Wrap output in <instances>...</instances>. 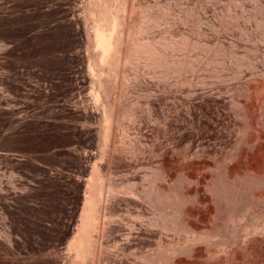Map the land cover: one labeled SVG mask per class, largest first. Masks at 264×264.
<instances>
[{"label": "rangeland", "instance_id": "374dc122", "mask_svg": "<svg viewBox=\"0 0 264 264\" xmlns=\"http://www.w3.org/2000/svg\"><path fill=\"white\" fill-rule=\"evenodd\" d=\"M181 1V7H176L175 0H159L170 15L185 13L194 5L196 37L205 46L197 51L199 85L195 100L199 118L194 129L196 143L192 147L202 166L198 163L195 182L189 184L181 180V188L185 193L190 192V196L196 188L201 194L197 192L196 198L188 204L195 213L190 220L201 229L198 228L197 233L204 234L208 228L215 227L219 231L216 240L226 241L232 238L235 227L242 244L237 249L236 260V254H231L232 257L231 252L220 250L216 243H197L194 248L207 247L206 254L209 249L219 252L214 257L205 254L203 258H197L195 251H192L194 254L181 252L173 262L234 264L235 260L237 264H263L264 231L253 235L241 229L252 212H264V202L254 201L248 220L246 217L245 222L241 219L233 224L227 220L233 207L220 199L213 186L220 183L221 173L226 171L230 177L229 166L234 163L230 161L232 154L242 146V149L254 148L256 143L248 141L256 135L255 123L264 130V105L259 101L264 84V0ZM88 2L0 0V21L20 18L17 23L13 19L12 25L10 20L9 24L4 21L5 25L0 22V227L11 237L0 239L3 254L0 264H78L68 243L69 234L80 217L85 180L95 163L104 168L108 166V160L100 154L99 113L86 108L91 96L84 86L89 73L83 59L82 35L76 30V24H69L67 19L74 12L84 14ZM175 24L170 27L174 33L187 32L190 28L189 20ZM139 88L143 92L147 85ZM86 114L90 116V123L85 120ZM129 125L132 123L127 119L119 127V145H126L130 139L146 148L153 144V127L144 126L143 136ZM176 130L184 136L191 131L185 121ZM137 138H141L140 141ZM164 142L167 145L171 140ZM172 144L169 143L171 150L180 156L189 148L185 137L177 149ZM126 156L118 155L111 163L118 193L107 200L109 219L102 238L103 264H148L144 257L156 252L160 240L184 243L190 235L184 228L179 231L162 228L158 209L143 193L156 170L153 163L160 157L156 154L147 159V153ZM186 160L182 156L179 163L185 166L189 162ZM171 181L175 182V177L164 185ZM129 190L138 192V199L131 197ZM260 193L264 194V183L250 185L242 197L252 199V194ZM244 201L235 207L237 214L243 213ZM225 216L227 219H223ZM247 243L250 248L245 247ZM252 245L259 251L249 250Z\"/></svg>", "mask_w": 264, "mask_h": 264}, {"label": "bare ground", "instance_id": "6f19581e", "mask_svg": "<svg viewBox=\"0 0 264 264\" xmlns=\"http://www.w3.org/2000/svg\"><path fill=\"white\" fill-rule=\"evenodd\" d=\"M88 1L89 2L85 5L84 14L75 13L73 11L74 13L72 16L67 19L71 22L69 24H76V30L79 35H82L81 42L83 47H81L85 50L83 59L86 61V68L89 73L87 81L84 82V86L86 89L90 90L91 96V100L89 98L90 102L86 105V108H88L90 112L99 113L98 116L100 120L97 122L101 121L102 124L99 136L97 134L98 141L102 146L100 154L103 158L108 160V166L104 168L95 163L85 180V194L83 195L82 206L80 208V217L78 218L76 227L69 234L70 240L68 244L72 251L71 253H73L78 264H103L102 255L105 246H103L102 238L107 219H109L107 200L110 196L118 193L116 183L112 176L111 163L118 155L133 156L135 154L144 155L147 153V159L151 155L156 154L160 157L159 161L153 163L156 166V170L151 174L150 180L147 183V188L143 190V193L147 197V201L158 209L159 218L163 226L162 228L177 231L184 228L190 235L188 234L184 243L178 242L179 240H172L166 243L160 240L156 252L149 257H144L145 262H148V264H174V259L181 252L186 253L187 251V253L195 251L197 256L199 255L195 257L199 258L201 256V258H203V255L208 252H204V250L207 249L206 246L212 243L219 245V249L221 248L220 250L231 252L230 255L233 254L235 256L236 254V258L234 259H238L237 249L241 246L240 244H242L239 240L240 238L238 239L240 236L239 230L234 227L232 238L226 241L216 240L215 237L219 234V231L215 227L208 228L206 233L203 232L204 234L197 233L199 227L194 221L190 220V216L195 213L188 204L197 195V192L199 194V191H197V188L194 190L190 187L189 190L193 189L195 192L192 194V197L190 196V192L188 194L182 190L180 184L181 180L185 182L188 181L189 184L192 181L195 182V178H197V167L201 165V163L197 161V154L192 147L194 146L193 144L196 143V130L194 132V129H196L195 127L198 124L197 118H199L197 117L198 106L195 100L199 85V80L196 75L199 57L197 51L200 46H205L202 45L196 37L197 31L195 25L197 20L195 6H190L185 13L170 15L169 10L162 6L159 0H153L151 2H144V0ZM181 2V0H175L174 5H176V7H181ZM13 19L14 18L11 20L8 19L11 21H9L11 25ZM17 19L18 20L14 19V22L19 21L20 18ZM185 20H189L190 22V28L187 32L174 33L171 30L170 27L173 26L174 23H184ZM5 22L3 23L4 25ZM13 25H15V23ZM144 84L147 85V89L143 88L144 91L142 92L139 87ZM256 88L258 89V87ZM157 90L159 93H156ZM261 90L262 93H260L262 94V98L259 101L264 105V84ZM145 105L146 108H144ZM82 108L84 109V107ZM259 108L262 109V107ZM127 119L132 123L129 127L133 126L132 128H136V131L141 135H143V127L146 125L148 128L153 127V129H155L154 142L151 146L147 145V148L141 145L139 146L137 141L132 139L128 140L125 143L126 145H119L118 137L120 135L118 134V130H121L119 127L123 125ZM85 120L88 123L91 122L88 114L85 115ZM184 121L191 129L185 136L182 133L178 134L176 130ZM93 123L95 124V122ZM256 124L258 125L256 122L255 126H253V129L256 130V135L254 134V139L251 138L248 141L250 144L256 143L254 148L246 147L242 149V146L240 150L232 154L230 156V161L234 163H231L232 166L228 163V165H230V169L228 170L230 177L225 171L220 174L218 179L220 183L218 185L212 183L214 184V191H217L220 199L226 203V205H229L231 208L233 207L230 214L228 213V219L226 216L223 218L233 224L241 219L244 220L246 217L248 220V212L252 210L254 201L264 202V194L261 193L252 194V199L249 197L250 200H245L242 197L243 192L247 191L250 185L264 183V130L258 128ZM183 137H185L189 143V148H187L186 152L182 155L184 160L187 159V162L189 160L188 164L185 166L179 163L180 157L182 156L174 153V149L171 150L170 147L171 143H173L172 145L175 146L173 148H176V146L181 143ZM139 139L137 138V140ZM166 139L168 141L169 139L171 140V142H169L170 145L169 143L167 144L168 147L165 144L166 142H164ZM253 149L255 151H252ZM217 174L219 175V173ZM174 177L175 182L171 181L172 183H169V185H164L165 182H170ZM191 186H193V184ZM128 193L131 197L138 199V192L129 190ZM213 196L215 197L216 195ZM243 201L242 207L244 211L243 213L237 214L238 212L236 213L235 207ZM201 202H203V199ZM205 205L208 206L209 204ZM231 223L229 226H232ZM241 230H243L245 234L252 233L253 235L263 232L264 212H252L249 215V221L243 224ZM3 237L11 239L10 235L5 234L0 227V239ZM244 242L246 243L245 239L243 240V243ZM1 243L0 241V245ZM197 243L207 244L205 246L206 249H195L194 246H196ZM235 244L238 246H235ZM233 245L235 248H233ZM248 245L249 243H247L245 247L250 248ZM252 249L253 245L249 250ZM254 249L259 251L255 247ZM249 250L247 251L250 252ZM216 252L219 251L209 249V253L206 254V256L209 257V255L213 254L212 256L214 257V255H217ZM250 254H252V251ZM1 255L3 254L0 253V258H2ZM233 255L231 256L233 257ZM212 256L210 258H212ZM235 260H233L234 264H237ZM230 264H232V262Z\"/></svg>", "mask_w": 264, "mask_h": 264}]
</instances>
